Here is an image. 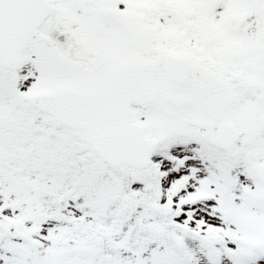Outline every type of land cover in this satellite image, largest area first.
Returning a JSON list of instances; mask_svg holds the SVG:
<instances>
[{"label": "snow or ice", "instance_id": "obj_1", "mask_svg": "<svg viewBox=\"0 0 264 264\" xmlns=\"http://www.w3.org/2000/svg\"><path fill=\"white\" fill-rule=\"evenodd\" d=\"M0 264H264V0H0Z\"/></svg>", "mask_w": 264, "mask_h": 264}]
</instances>
